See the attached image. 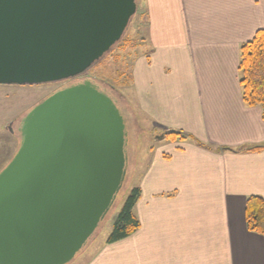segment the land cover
Segmentation results:
<instances>
[{"label": "crops", "instance_id": "crops-1", "mask_svg": "<svg viewBox=\"0 0 264 264\" xmlns=\"http://www.w3.org/2000/svg\"><path fill=\"white\" fill-rule=\"evenodd\" d=\"M145 1L148 48L128 82L139 127L156 138H142L132 171L140 227L91 264H264V237L245 225L247 199L264 201V149L246 151L264 146V121L238 73L240 46L264 30V0Z\"/></svg>", "mask_w": 264, "mask_h": 264}, {"label": "water", "instance_id": "water-1", "mask_svg": "<svg viewBox=\"0 0 264 264\" xmlns=\"http://www.w3.org/2000/svg\"><path fill=\"white\" fill-rule=\"evenodd\" d=\"M135 11V0H0V85L85 73L120 41ZM19 136L0 171V264H70L123 188L125 115L85 82L33 107Z\"/></svg>", "mask_w": 264, "mask_h": 264}, {"label": "rangeland", "instance_id": "rangeland-1", "mask_svg": "<svg viewBox=\"0 0 264 264\" xmlns=\"http://www.w3.org/2000/svg\"><path fill=\"white\" fill-rule=\"evenodd\" d=\"M136 11L121 37L108 53L91 66L86 75L95 79L100 85H107L114 92L122 106L128 131V174L123 188L109 214L95 232V238L89 241L87 247L80 252L70 264H91L105 248L115 218L130 193L135 188L138 177L130 172L138 168L137 159L143 154L142 138L148 141L156 140L152 130L139 127L131 100V61L144 54L148 48L144 39L147 36V11L145 0H135ZM131 83V82H130ZM64 88V83H48L34 86H5L0 85V171L9 163L19 145V127L23 117L37 104L54 92ZM161 136V135H160ZM142 141V142H141Z\"/></svg>", "mask_w": 264, "mask_h": 264}, {"label": "trees", "instance_id": "trees-1", "mask_svg": "<svg viewBox=\"0 0 264 264\" xmlns=\"http://www.w3.org/2000/svg\"><path fill=\"white\" fill-rule=\"evenodd\" d=\"M238 73L243 102L248 107L260 106L264 121V30L257 32L252 40L240 46ZM165 137L169 140L191 139L201 146L192 136L182 132H167ZM263 149L264 146H253L247 148L246 151L256 153ZM222 151L231 150L224 148ZM140 194L138 187L130 191L115 218L112 230L106 239V245L124 240L138 231L140 224L133 210ZM245 225L248 232L264 237V201L262 198L251 196L247 199Z\"/></svg>", "mask_w": 264, "mask_h": 264}, {"label": "flooded vegetation", "instance_id": "flooded-vegetation-1", "mask_svg": "<svg viewBox=\"0 0 264 264\" xmlns=\"http://www.w3.org/2000/svg\"><path fill=\"white\" fill-rule=\"evenodd\" d=\"M87 71L77 77L68 79L63 81L64 83V88L73 86V85H78V84H82L85 82H90L93 85H96L101 91H103L104 93H106L109 97H111L117 104V106L119 107V109L122 111V106L120 103V99L117 98V96L114 94V92L107 86V85H100L99 83H97L95 81V79L89 77L88 75H86ZM122 102V101H121Z\"/></svg>", "mask_w": 264, "mask_h": 264}]
</instances>
